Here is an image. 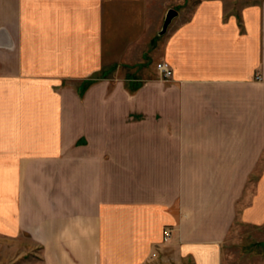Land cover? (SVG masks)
<instances>
[{"label":"crops","instance_id":"1","mask_svg":"<svg viewBox=\"0 0 264 264\" xmlns=\"http://www.w3.org/2000/svg\"><path fill=\"white\" fill-rule=\"evenodd\" d=\"M110 2L0 0V233L53 235L37 243L53 264H150L172 244L181 260L225 264L235 177H260L240 216L264 226V0L239 11L201 0L180 12L140 59L120 64L111 94L100 72ZM88 78L82 105L74 84ZM61 192L68 205L57 204Z\"/></svg>","mask_w":264,"mask_h":264},{"label":"rangeland","instance_id":"2","mask_svg":"<svg viewBox=\"0 0 264 264\" xmlns=\"http://www.w3.org/2000/svg\"><path fill=\"white\" fill-rule=\"evenodd\" d=\"M201 0H111L109 6V19H108V37L109 42L107 44L108 51V67L107 69H102L100 72L103 77H110L108 82L110 83V94L112 88L115 87V81L111 80L112 75L122 68L120 64L135 63L138 59L141 58L144 51L147 52L148 45L150 41L155 37V34H165L171 27V23L166 32H162L163 25L165 22V17L167 11L170 8H175L182 14L184 11H191ZM226 4L228 11L240 10L243 6L258 2L260 0H222ZM178 13V14H179ZM177 17V16H176ZM135 41V44H133ZM125 45L121 48L122 45ZM153 44V43H152ZM105 54V53H104ZM124 60V61H122ZM126 70V69H125ZM101 76V77H102ZM261 76V75H260ZM168 79L166 81H172ZM77 82V81H76ZM96 82L95 78H88L83 81H78L74 84V87L77 90V100L83 105L84 96L87 88L91 83ZM128 83V82H127ZM126 88L130 86L127 85ZM82 145V152L83 146ZM80 145V146H81ZM65 164V163H64ZM82 164V163H81ZM63 172L65 173L64 177H59L61 179V184H67L69 182V167L68 165L62 166ZM72 168H75L73 165ZM83 164L79 163L76 166L77 173L81 172V175L76 176V185L78 188V194L83 197ZM52 174V166L47 170ZM30 194L33 197L32 200L36 201V194L42 193V191H33L34 188L43 189L42 186H37V181L41 183L43 177L37 175V170H30ZM233 177H230L232 180ZM259 176L249 178L248 183L245 181V176L235 177L236 186H237V220L232 227L230 234L225 240L224 250L225 264H264V226L257 227L246 224L241 220L240 210L241 207L246 204V195L251 193V190H255V186L259 181ZM72 179V178H71ZM41 181V182H40ZM49 182L45 188L51 186L53 181ZM247 187V194L245 195V189ZM51 190L48 191V196L52 197ZM61 196V198L59 197ZM67 193L61 192L56 196L57 201L65 200L63 196ZM42 196V195H41ZM55 197V195L53 196ZM81 199V198H80ZM57 202L60 203V202ZM67 205L69 204L66 199ZM37 202V201H36ZM44 203L52 204V199H43L41 197L39 204ZM56 205V201H54ZM61 204V203H60ZM79 205H81L79 203ZM83 206V205H82ZM42 208L45 209L44 212L52 211V208L47 210L44 207L36 208V210L42 213ZM56 210V209H55ZM62 210V209H61ZM67 210V209H65ZM174 231L172 230L171 236L166 240L163 239V243H171L173 239ZM55 236V235H54ZM44 238H49L48 242L53 243V235H32V233L23 230L19 235H5L0 233V264H53V260H56V257L52 255L51 250H44L40 246L39 242L44 241ZM56 243V240L55 242ZM172 244L171 248L167 251H160L155 255L150 262V264H195L192 261H184L178 258L176 255L177 251ZM56 263V262H55Z\"/></svg>","mask_w":264,"mask_h":264},{"label":"built area","instance_id":"3","mask_svg":"<svg viewBox=\"0 0 264 264\" xmlns=\"http://www.w3.org/2000/svg\"><path fill=\"white\" fill-rule=\"evenodd\" d=\"M157 69L160 71L161 77L164 80L172 79L174 75L173 67L171 64L165 60H161L157 63ZM258 78H261L260 75H258ZM172 234V228L166 227L164 229V239H168ZM157 255V252L153 253V256Z\"/></svg>","mask_w":264,"mask_h":264},{"label":"water","instance_id":"4","mask_svg":"<svg viewBox=\"0 0 264 264\" xmlns=\"http://www.w3.org/2000/svg\"><path fill=\"white\" fill-rule=\"evenodd\" d=\"M178 13H179V11L177 9H175V8H170L167 11L162 32H166L167 31L170 23L172 22V20L174 19V17H176L178 15Z\"/></svg>","mask_w":264,"mask_h":264}]
</instances>
